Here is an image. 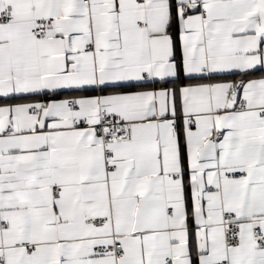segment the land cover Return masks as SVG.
Segmentation results:
<instances>
[{
  "label": "snow or ice",
  "instance_id": "6c2138e0",
  "mask_svg": "<svg viewBox=\"0 0 264 264\" xmlns=\"http://www.w3.org/2000/svg\"><path fill=\"white\" fill-rule=\"evenodd\" d=\"M0 264H264V0H0Z\"/></svg>",
  "mask_w": 264,
  "mask_h": 264
}]
</instances>
